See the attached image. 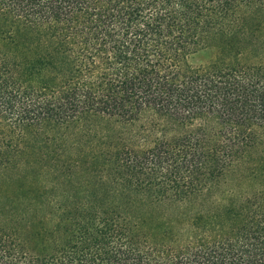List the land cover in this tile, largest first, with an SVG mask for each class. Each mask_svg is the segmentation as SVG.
I'll list each match as a JSON object with an SVG mask.
<instances>
[{"label": "trees", "instance_id": "16d2710c", "mask_svg": "<svg viewBox=\"0 0 264 264\" xmlns=\"http://www.w3.org/2000/svg\"><path fill=\"white\" fill-rule=\"evenodd\" d=\"M0 264H264V0H0Z\"/></svg>", "mask_w": 264, "mask_h": 264}, {"label": "rangeland", "instance_id": "374dc122", "mask_svg": "<svg viewBox=\"0 0 264 264\" xmlns=\"http://www.w3.org/2000/svg\"><path fill=\"white\" fill-rule=\"evenodd\" d=\"M142 117H144V119H149V117H154L155 115L153 114V112L151 110H146L144 112H142Z\"/></svg>", "mask_w": 264, "mask_h": 264}]
</instances>
